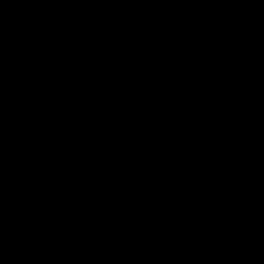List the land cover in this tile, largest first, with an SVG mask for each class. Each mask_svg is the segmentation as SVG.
Instances as JSON below:
<instances>
[{"label": "water", "instance_id": "obj_1", "mask_svg": "<svg viewBox=\"0 0 264 264\" xmlns=\"http://www.w3.org/2000/svg\"><path fill=\"white\" fill-rule=\"evenodd\" d=\"M0 264H264V0H0Z\"/></svg>", "mask_w": 264, "mask_h": 264}]
</instances>
